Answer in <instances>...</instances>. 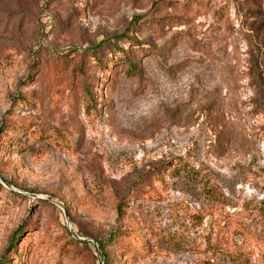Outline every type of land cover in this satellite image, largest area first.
<instances>
[{"label":"rangeland","instance_id":"1","mask_svg":"<svg viewBox=\"0 0 264 264\" xmlns=\"http://www.w3.org/2000/svg\"><path fill=\"white\" fill-rule=\"evenodd\" d=\"M260 73L264 0H0V264H264Z\"/></svg>","mask_w":264,"mask_h":264},{"label":"trees","instance_id":"2","mask_svg":"<svg viewBox=\"0 0 264 264\" xmlns=\"http://www.w3.org/2000/svg\"><path fill=\"white\" fill-rule=\"evenodd\" d=\"M259 76L260 77H258V81H259L258 85H259V88H260L261 92H264V81H263V77L261 76V73L259 74ZM258 111H259V113H263L264 114V102L258 104ZM183 165H184V167H181L182 168L181 170L186 172L187 174H188V172H190L191 174H189V176H191L192 180H197L198 182H203L204 181V179L202 177H199L198 179H195L199 175H197L196 172H193V170L187 169L186 168L187 166L185 164H183ZM177 166H178V163H177L176 167ZM178 167H180V166H178ZM202 191L204 192V194H205V196L207 198L215 199L217 202H221L222 201L223 195H222L221 192H219L217 190V186L216 185L212 186V185H208L206 183H204V184L202 183ZM120 206H121V204L119 203L118 204L119 212L121 211V207ZM78 236L81 237L80 235H78ZM114 236H115L114 234L110 235V239H108V241L114 240ZM96 241L98 243L99 249L101 250V252L103 254V259H104L105 264H108V262H109L108 261L109 260V254L106 251V241L105 240H101V239H97ZM77 242L78 243L89 244V242H87L85 240L83 241V240H80V239L79 240L77 239Z\"/></svg>","mask_w":264,"mask_h":264},{"label":"water","instance_id":"3","mask_svg":"<svg viewBox=\"0 0 264 264\" xmlns=\"http://www.w3.org/2000/svg\"><path fill=\"white\" fill-rule=\"evenodd\" d=\"M98 252H99L100 259H101V264H104L103 254H102L101 250L99 249Z\"/></svg>","mask_w":264,"mask_h":264}]
</instances>
